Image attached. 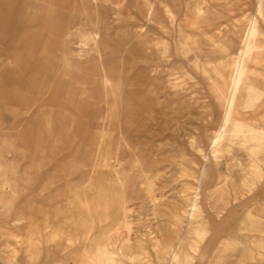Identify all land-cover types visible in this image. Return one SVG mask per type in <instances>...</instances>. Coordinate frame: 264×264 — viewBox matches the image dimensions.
<instances>
[{
  "label": "rangeland",
  "instance_id": "1",
  "mask_svg": "<svg viewBox=\"0 0 264 264\" xmlns=\"http://www.w3.org/2000/svg\"><path fill=\"white\" fill-rule=\"evenodd\" d=\"M65 1L82 9L54 24L70 37L33 58L32 41L20 43L17 59L10 42L0 43V264L7 256L13 264H103L91 259L97 241L108 258L116 242L118 257L105 264H161L166 246L159 242L186 236L179 209L204 164L202 216L215 225L192 264H209L224 229L264 196V180L258 182L263 144L251 155L248 141L238 145L228 133L216 151L208 146L220 115L204 72L235 56L247 17L258 15V0H115L117 9ZM95 27L107 32L111 48L100 56L79 37ZM154 40L162 42L160 51ZM255 58V73L264 75V49ZM13 90L24 100L5 98ZM18 126L35 132V146L25 135L16 143ZM252 135L248 130L245 137ZM239 192L244 195L233 203ZM214 202L223 207L218 215ZM247 218L241 241L218 251L212 264H264V209Z\"/></svg>",
  "mask_w": 264,
  "mask_h": 264
},
{
  "label": "bare ground",
  "instance_id": "2",
  "mask_svg": "<svg viewBox=\"0 0 264 264\" xmlns=\"http://www.w3.org/2000/svg\"><path fill=\"white\" fill-rule=\"evenodd\" d=\"M1 1H4L3 4L7 6L8 4L23 6V9H25V13L28 16V27L26 29V33L31 32L32 28L35 25H38V28L40 30H50V12H47L44 7L36 6L34 0ZM99 1H102L103 3L109 0H92L93 3H98ZM150 8L152 9L153 5H150ZM262 20H264L262 0H258V15H250L247 17L245 28L242 30L241 37L239 36V42H237L238 46L235 50V56L229 60L218 61L214 65L210 66V69H205L204 71L205 73L209 74L210 79V85L208 86L207 91L214 95L215 98L213 102L215 103L217 111L220 115V125L218 126L217 130L211 135L208 142V146L213 149V151L217 150L218 145L224 138H226L228 133L234 134V137L237 139L238 145H244L248 141L250 143L249 149L251 155H255L256 149H258L259 145H264V125H261V123L263 124L264 122V75H257L255 73V67L252 65V63H255V53L259 50L264 49V45L261 42L264 38V30L260 26V22ZM143 30L144 29L142 28L141 31ZM8 33L9 30L5 27L4 23L2 22V15H0V43L5 42ZM105 33L106 31L98 30L95 27L93 30H88L82 33L79 36L81 38L80 42L85 46H89V44H91V48L93 49L92 51H94L98 56H100L102 51H106L105 45L103 43ZM156 41L157 40H154L151 43L152 47H154L157 51H160V49L163 47V44L157 43ZM0 49L1 51H4L3 47H0ZM81 52L84 54L88 53L86 47L81 50ZM197 67H199L198 62ZM226 69H228V71ZM226 71L227 76H225L226 74L224 73ZM12 97L14 98V95H12ZM201 99H204L210 104V100H207L206 95H204L203 93L201 94ZM254 101H259L258 103L260 104H254L255 106L253 107L252 103H254ZM207 107L205 104V108ZM58 113L59 112H57L56 114ZM211 113L212 105L210 104V115ZM29 130H27V132ZM248 130L254 135H252L250 138L248 137L247 139L245 135ZM204 159L206 162L208 158L205 156ZM133 161L134 163L132 164L137 165V167L140 165L141 161L137 157L133 158ZM207 171V165L204 164L200 167V172L199 176L197 177L196 185L193 187L192 191H189V196H186L184 199H182V203L180 205L179 221L181 223L179 224V227H183L186 236L180 235L174 244L172 243V241L159 242V244H163V246H166L163 247V254L159 256V259L162 261L161 264H192L193 260L199 254L200 244L201 240L203 239V236L209 229H211V227L215 225V223L212 224L213 222H211V220L208 223L205 220V217L202 216L203 209L201 207V195L199 192V186L202 184L204 185L203 181ZM239 180V187H244L246 185L244 184L246 183L245 176L239 177ZM263 180L264 175L261 174L258 178V182L261 183ZM239 193V196L232 197L233 199L231 198L233 203L238 202V198L244 195L243 192ZM212 196L213 193H210V199L212 198ZM218 197L220 198L219 200L222 202L225 199L222 197V194H220ZM88 203L89 201H85L86 205ZM216 204L218 203L214 202L211 203L210 206L212 208L216 207V214L218 215V213L223 210V207L221 205L215 206ZM150 207L154 211L153 213L156 214L158 208L155 199L152 197L150 199ZM257 208L264 209V196L262 195H259V198L255 201V203H251L250 206L246 207V209L240 212L235 217V220H233V222H231L224 229V232L226 234H222L219 240L215 243L214 248L211 251L210 257L208 259L209 264H212V261L216 260V258L218 257V251L222 250V248L227 245L236 246V242L238 243L239 241H241L239 232L242 230H248L246 227H241V223H244V221L248 219V215L251 214L253 211L257 210ZM182 223H184V225ZM191 233L194 236L188 235ZM113 242L110 245L111 248H113L110 252L109 258L105 254V249H107L106 245L99 243L98 241L95 242L92 247L93 249H96V252L92 253L91 259H96V261L98 259H101L103 264H105L107 259H110L111 261L117 259L118 252L115 251L116 242Z\"/></svg>",
  "mask_w": 264,
  "mask_h": 264
},
{
  "label": "crops",
  "instance_id": "3",
  "mask_svg": "<svg viewBox=\"0 0 264 264\" xmlns=\"http://www.w3.org/2000/svg\"><path fill=\"white\" fill-rule=\"evenodd\" d=\"M4 1L0 0V15H2V22L4 23L5 27L9 30V33L7 35V38L5 39V43L10 42V51L15 59L20 58L19 54L21 53L20 49V43L24 40L27 41H32L35 45L30 47L28 50L30 58L35 57L36 55H39L41 53H44V50L48 47V45L52 41H61L67 37H70L69 32L66 31V29L57 30L56 32L54 31L53 27L56 22L64 21L63 18L66 17L68 14L76 13L78 15V10H82L79 7L76 8L75 5H70L69 2L65 0H34L36 6H41L46 9L47 12H50L51 14V19H50V30L48 31H43L38 28V25H35L31 32L26 33V29L28 27V16L25 13V9H23V6H16L12 4L4 5ZM48 2V3H47ZM95 7H100L101 5H107L110 8L114 7L117 9V2L115 0H109L107 2L99 1L98 3H94ZM10 6V7H9ZM10 9V10H9ZM88 7L83 6V11L85 13V17H87V20L91 19V16L89 14ZM151 8L150 5L148 6V12L150 13ZM2 13V14H1ZM63 27L65 25L63 24ZM144 29V28H143ZM144 31V30H143ZM106 34L104 35L103 43L105 45L106 51H111V48L109 45L106 43ZM157 43H162L160 40L156 41ZM42 45V46H40ZM4 51H1L2 53ZM35 90L34 87H30V92L28 93V97L32 98L33 91ZM6 92L9 93V95L5 96V98L9 99H14L16 101H23V96L19 94L17 90H13L14 93ZM14 95V98L12 97ZM4 98V99H5ZM2 101V99H1ZM56 112H59L57 108L55 109ZM60 113V112H59ZM70 124V122H69ZM68 127V126H67ZM69 128V127H68ZM16 140L18 143L20 136L26 137V144L28 143L30 146H35L34 141H35V132L32 131L31 129L27 132L22 126H18L16 129ZM67 135L70 134L69 132H66ZM27 144V145H28ZM6 264H13V260L11 257L7 256L5 258Z\"/></svg>",
  "mask_w": 264,
  "mask_h": 264
}]
</instances>
